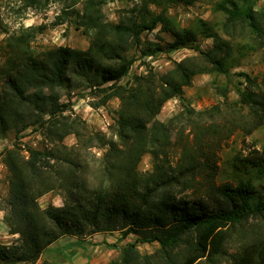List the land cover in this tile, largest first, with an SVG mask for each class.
Here are the masks:
<instances>
[{
	"label": "trees",
	"instance_id": "16d2710c",
	"mask_svg": "<svg viewBox=\"0 0 264 264\" xmlns=\"http://www.w3.org/2000/svg\"><path fill=\"white\" fill-rule=\"evenodd\" d=\"M24 1L36 8L49 2ZM196 1L139 0L114 23L106 19L105 0H69V9L63 12L66 16L75 14L90 37L86 49L55 45L35 50L32 41L43 25L23 26L2 39L0 137L13 132L14 144L0 151L9 170L8 193L0 197V211H4L3 221L10 233L18 237L9 244L0 243V264H34L45 252L66 257L67 245L52 247L59 238L113 231H121L122 238L134 234L136 240L126 243L120 258L108 264H198L201 258L214 259L223 252L232 226L251 218L264 223V195H256L245 183L217 185L214 178L217 152L223 143L236 131L251 134L264 124V73L260 77L241 73L246 86L238 87L237 101H229L227 88L217 85L223 103L199 111L190 108L184 88L192 84L195 74L218 71L230 77L233 49L227 40L206 28L214 45L207 49L195 45L201 63L180 61L157 82L147 77V86L120 83L135 60L129 55L132 46L143 54L148 52L141 47L144 32L159 28L173 36L172 48L193 46L197 33L190 28L178 29L167 9ZM243 1L239 5L223 0L220 8L228 14L226 26L241 21L260 34V13L255 9L258 0ZM79 2L81 10L75 8ZM153 4L160 10L153 9ZM74 87L103 93L98 105H105L112 97L121 100L111 137L88 131L80 118L64 114L69 104L60 101L57 89ZM175 97L184 107L181 115L190 125L192 140L180 135L173 142L176 119L164 122L158 118L163 105ZM45 126L60 141L74 134L76 145L28 147L26 156L20 144L25 130ZM174 143L180 146L176 160L171 152ZM92 147L105 151L90 161L84 151ZM147 153L152 168L143 171L140 163ZM238 161L264 172V147H253ZM55 189L64 190L63 205L42 207L39 199ZM201 191L203 200L201 196L198 201L188 199ZM205 200H214L216 208L209 210ZM154 242L159 244L156 255L142 254L137 245ZM183 242L188 244L187 252L178 256L174 250ZM233 261L264 264V232L243 244ZM44 264L55 262L44 259Z\"/></svg>",
	"mask_w": 264,
	"mask_h": 264
},
{
	"label": "rangeland",
	"instance_id": "374dc122",
	"mask_svg": "<svg viewBox=\"0 0 264 264\" xmlns=\"http://www.w3.org/2000/svg\"><path fill=\"white\" fill-rule=\"evenodd\" d=\"M42 1L45 2V0ZM234 1L239 5L244 4L243 0ZM68 2L69 0H49L45 7L36 8L27 5L24 0H0L2 17L0 43L9 33L19 31L23 26L43 25L42 31L37 33L32 41L35 50L42 51L55 45H69L78 49H86L90 44V37L84 32L83 27L77 23L75 14L66 16L63 12L65 8L69 9L67 7ZM137 2L139 0H105L102 7L106 19L109 22L117 23L120 20V15L126 14V10L131 9ZM222 3L223 0H197L189 6H169L167 14L174 20L175 26L178 29L190 28L194 30L198 36L197 41L193 46L172 48L171 43L174 42V38L170 33L161 31L159 28L144 32L141 47L143 46L148 52L143 54L139 50L140 48L132 46L129 55L135 60L130 72L120 83L139 87L141 82V84L144 83L143 86H147L146 81L148 78L157 82L160 75L174 68L176 63L180 61L187 60L189 63H201L202 56L196 47L199 46L205 49L213 47L214 39L206 36L209 32L205 31L206 28H210V31L227 40L233 49L228 67L230 77L226 73L218 71L195 74L192 84L184 88L186 103L190 108L197 111L223 103L224 97L217 89V85L227 88L229 101L239 100L237 89L238 87L244 89L246 86L245 78L241 73L259 77L264 73V0H258L255 5V9L260 13V34L253 32L247 23L241 21L236 24L228 23L226 26L228 14L220 8ZM75 8L81 10L82 2L77 3ZM152 8L157 11L160 10V7L154 4ZM62 18H65V20L58 23ZM157 47L161 49H157ZM0 64H2L1 56ZM57 90L60 101L69 104L68 110L64 112L65 115L80 118L87 126L88 131L104 133L108 137L112 136L111 126L118 117V110L121 107L119 98L112 97L105 105H98L103 93L98 94L96 91L83 87H74L70 90L59 88ZM183 111L184 107L181 100L175 97L163 105L158 115V118L164 122H168L172 118L176 119L172 129L173 142L179 139L180 135L187 140H192L193 137L190 125L185 118H182L181 113ZM223 114L227 116L228 113L224 111ZM45 117L48 118V115ZM46 128V126L31 127L25 130V137L21 139L20 144L25 149L24 154L26 156H28V151H26L28 147L50 149L51 147H58L62 143L69 147L76 145L77 139L74 134H69L60 141L57 137L50 135ZM13 144V132L5 137H0V151L5 147L13 146ZM253 147L260 149L264 147V124L251 134L236 131L223 143L217 152L218 167L214 177L217 185L231 183L233 186H238L245 183L252 188L256 195H264V172H260L257 167L244 166L238 161L239 157H244ZM104 151V148L92 147L85 150L84 154L90 161H93L94 157L102 156ZM179 151L180 146L176 143L171 145L173 159H177ZM151 168V155L147 153L140 163V169L146 171ZM8 176V167L3 157H0V197H5L8 193ZM190 195V198H188L190 201H193L194 198L197 200V197L200 196L201 200L204 199L202 198L203 192ZM63 200L64 190L55 189L44 194L39 202L42 207H47L49 204L61 206ZM203 202L206 203L207 201ZM206 205L209 210L216 208L214 200H210ZM3 216L4 211H0V243L9 244L18 235L10 233L9 227L3 221ZM229 232V238L223 246V252L214 259L201 258L198 264H234V254L243 244L264 232V223L259 218H251L248 222L232 226ZM62 238L63 240H60ZM72 238L78 246L76 249L86 246V244L95 247L101 243H106L104 250L107 249L106 247H112L113 254L104 263L108 264L111 260L120 258L122 247L126 243L134 242L136 235L129 234L126 238H122L121 231L97 232L82 238L68 235L59 238L52 244V247H63L72 242ZM107 238L110 242H106ZM137 245L142 254L156 255L158 253L159 244L157 242L138 243ZM187 249L188 244L183 242L174 250V253L178 252V256H181L187 252ZM98 252L103 251L99 250ZM57 257L59 258L56 252H45L34 264H44V259L56 262Z\"/></svg>",
	"mask_w": 264,
	"mask_h": 264
},
{
	"label": "crops",
	"instance_id": "0c3cea01",
	"mask_svg": "<svg viewBox=\"0 0 264 264\" xmlns=\"http://www.w3.org/2000/svg\"><path fill=\"white\" fill-rule=\"evenodd\" d=\"M73 239H71L72 242L66 244L67 247L64 250L68 256L57 258L55 264H104L109 260L110 255L113 254L112 247H106L107 249L104 250L106 243L98 244L95 247L91 244H86V246L76 249L78 246H76V242ZM60 240H63V238ZM106 240V242H110L108 238ZM99 250L103 252H98Z\"/></svg>",
	"mask_w": 264,
	"mask_h": 264
}]
</instances>
